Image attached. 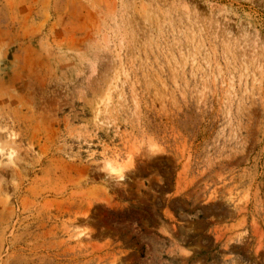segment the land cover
Wrapping results in <instances>:
<instances>
[{
	"label": "rangeland",
	"instance_id": "1",
	"mask_svg": "<svg viewBox=\"0 0 264 264\" xmlns=\"http://www.w3.org/2000/svg\"><path fill=\"white\" fill-rule=\"evenodd\" d=\"M0 264H264V0H0Z\"/></svg>",
	"mask_w": 264,
	"mask_h": 264
},
{
	"label": "bare ground",
	"instance_id": "2",
	"mask_svg": "<svg viewBox=\"0 0 264 264\" xmlns=\"http://www.w3.org/2000/svg\"><path fill=\"white\" fill-rule=\"evenodd\" d=\"M106 168L108 170V172L112 175H117L119 176H122V171H123V167H120V165L118 164L117 160H112V163L111 162H108L106 164ZM122 168V169H121ZM122 179V178H121Z\"/></svg>",
	"mask_w": 264,
	"mask_h": 264
}]
</instances>
